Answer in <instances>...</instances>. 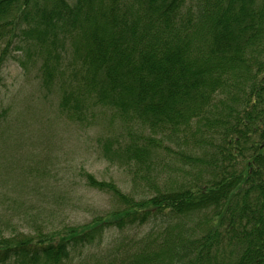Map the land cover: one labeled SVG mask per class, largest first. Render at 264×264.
I'll return each mask as SVG.
<instances>
[{"label": "trees", "instance_id": "1", "mask_svg": "<svg viewBox=\"0 0 264 264\" xmlns=\"http://www.w3.org/2000/svg\"><path fill=\"white\" fill-rule=\"evenodd\" d=\"M24 48L40 53L67 117L100 105L129 126L128 141L101 148L154 193L135 198L85 172L117 206L57 240L0 233V264H264V0H0V85ZM181 135L204 151L176 156L198 176L149 182ZM104 238L114 243L91 258Z\"/></svg>", "mask_w": 264, "mask_h": 264}, {"label": "rangeland", "instance_id": "2", "mask_svg": "<svg viewBox=\"0 0 264 264\" xmlns=\"http://www.w3.org/2000/svg\"><path fill=\"white\" fill-rule=\"evenodd\" d=\"M35 52L28 53L25 48L16 51L2 67L0 233L34 236L44 232L57 240L64 235V226L89 222L117 206L109 193L86 184L85 172L97 180L113 181L135 198L150 196L154 189L147 180L133 176V165L130 170L129 166L108 158L101 148L106 141H128L125 129L129 126L124 127L120 117L100 105H91L89 111L84 109V118L67 117L59 106V87L48 88L42 83V60L40 53ZM189 138L181 135L182 140L177 138L174 144L164 143L168 148L160 152L161 162L153 166L149 182L163 187H187L193 182L200 166L189 165L186 157L182 161L176 158L180 152L203 154L201 149L189 151ZM198 218L187 222L192 225L188 230L194 228L188 234L198 236L204 231L196 226ZM113 243L104 238L95 253H89L90 257L105 254ZM71 261L79 264L76 259Z\"/></svg>", "mask_w": 264, "mask_h": 264}]
</instances>
